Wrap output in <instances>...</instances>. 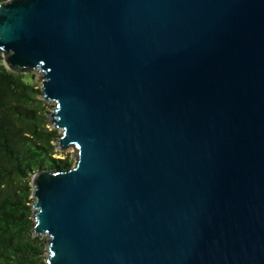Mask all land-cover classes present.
<instances>
[{
  "label": "water",
  "instance_id": "water-1",
  "mask_svg": "<svg viewBox=\"0 0 264 264\" xmlns=\"http://www.w3.org/2000/svg\"><path fill=\"white\" fill-rule=\"evenodd\" d=\"M69 170L34 174L47 264H264V0H8Z\"/></svg>",
  "mask_w": 264,
  "mask_h": 264
},
{
  "label": "trees",
  "instance_id": "trees-1",
  "mask_svg": "<svg viewBox=\"0 0 264 264\" xmlns=\"http://www.w3.org/2000/svg\"><path fill=\"white\" fill-rule=\"evenodd\" d=\"M34 76L8 69L0 53V264H47L48 239L34 233L32 179L73 167L57 157L60 133Z\"/></svg>",
  "mask_w": 264,
  "mask_h": 264
},
{
  "label": "rangeland",
  "instance_id": "rangeland-1",
  "mask_svg": "<svg viewBox=\"0 0 264 264\" xmlns=\"http://www.w3.org/2000/svg\"><path fill=\"white\" fill-rule=\"evenodd\" d=\"M31 74L35 75L32 82L37 84L39 89H42V82H43L42 73L39 70H37V71H34L32 73H29V75H31ZM45 105H46L47 115L51 120L50 114H51V112L54 111V107H55L56 103L45 101ZM51 127L55 128L53 124L51 125ZM57 130L59 131L60 134L62 133L61 129H57ZM59 151L61 152V154L59 156H57L58 158L70 159L73 163V166L76 165V163L78 161V150L74 146L70 147L69 149H67L65 151H61V150H59ZM44 238L49 239L48 237H44Z\"/></svg>",
  "mask_w": 264,
  "mask_h": 264
}]
</instances>
